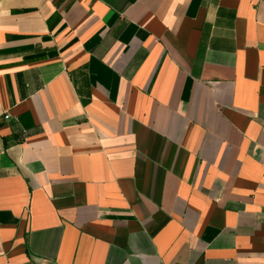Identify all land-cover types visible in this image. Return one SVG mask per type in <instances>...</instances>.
I'll return each instance as SVG.
<instances>
[{
    "label": "crops",
    "instance_id": "1",
    "mask_svg": "<svg viewBox=\"0 0 264 264\" xmlns=\"http://www.w3.org/2000/svg\"><path fill=\"white\" fill-rule=\"evenodd\" d=\"M0 264H264V0H0Z\"/></svg>",
    "mask_w": 264,
    "mask_h": 264
},
{
    "label": "built area",
    "instance_id": "2",
    "mask_svg": "<svg viewBox=\"0 0 264 264\" xmlns=\"http://www.w3.org/2000/svg\"><path fill=\"white\" fill-rule=\"evenodd\" d=\"M4 117H5L6 119H8V118L10 117V115H9V114H6Z\"/></svg>",
    "mask_w": 264,
    "mask_h": 264
}]
</instances>
